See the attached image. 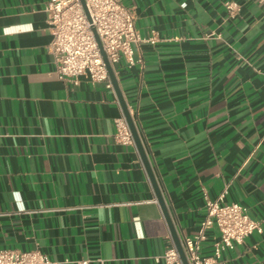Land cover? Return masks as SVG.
<instances>
[{"label":"crops","instance_id":"obj_1","mask_svg":"<svg viewBox=\"0 0 264 264\" xmlns=\"http://www.w3.org/2000/svg\"><path fill=\"white\" fill-rule=\"evenodd\" d=\"M48 1L0 0V249L39 248L55 264H166L171 232L140 151L115 137L116 90L58 78ZM121 1L157 39L114 72L181 241L227 187L225 202L263 232L221 264H264V4ZM218 238L212 225L203 255Z\"/></svg>","mask_w":264,"mask_h":264},{"label":"built area","instance_id":"obj_2","mask_svg":"<svg viewBox=\"0 0 264 264\" xmlns=\"http://www.w3.org/2000/svg\"><path fill=\"white\" fill-rule=\"evenodd\" d=\"M89 17L80 0H49V24L52 39L48 50L53 55L55 72L62 80H77L86 75L92 82H105L113 88L107 64L104 60L95 28L102 47L113 68L124 57L132 66L136 61L135 47L144 42L157 41L155 33L142 36L135 24L132 7L121 0H85ZM264 4V0H260ZM230 15L237 11V4L227 2ZM90 18V19H89ZM115 137L122 143H133L134 138L124 111L115 118ZM228 189L225 187L216 199L206 198L207 212L196 234L185 236L182 241L189 264H221L223 251L244 242L254 232H263L260 220L252 218L247 207L237 202H225ZM216 225L219 238L214 242L212 255H203V241L207 229ZM171 245L162 257L166 264H184L183 259L169 234ZM80 264H89L81 260ZM0 264H55L49 255L39 248L20 250L0 249Z\"/></svg>","mask_w":264,"mask_h":264},{"label":"water","instance_id":"obj_3","mask_svg":"<svg viewBox=\"0 0 264 264\" xmlns=\"http://www.w3.org/2000/svg\"><path fill=\"white\" fill-rule=\"evenodd\" d=\"M80 1L82 3L83 7L86 10L87 16L89 17V13L87 11V6H86V1L85 0H80ZM93 30H94L95 36H96V38L98 40L99 46L101 48V52L103 54L104 60H105V62L107 64V68H108V72H109L111 81L113 83V86H114V88L116 90V93L118 95V98L120 100L121 106H122L123 111L125 113V116L127 118V121H128L129 127L131 129L133 138H134V140H135V142L137 144V147H138V149L140 151V154L142 156V159L144 161V164L146 166V169L148 171V174H149L150 179L152 181V184L154 186V189H155V192H156V195H157V199H158V201L160 203V206L162 208V211L164 213V216H165L166 221L168 223V226L170 228V232H171V235H172L173 240L175 242V245H176V247H177V249H178V251H179V253L181 255V258L184 261V264H189V262L187 260V257H186V254H185V251H184V247H183L182 241H181V239H180V237H179V235H178V233L176 231V228H175V225L173 223L172 217H171V215L169 213L167 204L165 202V199L163 197V194L161 192V189L159 187V184H158L157 179L155 177V174L153 172L152 166H151V164L149 162V159H148L147 154L145 152L144 146L142 144V141H141L140 135L138 133L136 124L134 122V119H133L132 115L130 114L129 108H128V106L126 104V101L124 99V96L122 94L120 85H119V83L117 81V78H116V75H115V72H114V68H113L112 64L109 62V60H108V58L106 56V53H105V51H104V49L102 47V43H101V41H100V39L98 37V34H97L95 28H93Z\"/></svg>","mask_w":264,"mask_h":264}]
</instances>
